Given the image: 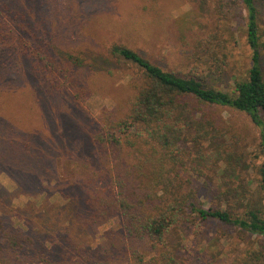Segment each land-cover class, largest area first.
Masks as SVG:
<instances>
[{
    "label": "trees",
    "instance_id": "1",
    "mask_svg": "<svg viewBox=\"0 0 264 264\" xmlns=\"http://www.w3.org/2000/svg\"><path fill=\"white\" fill-rule=\"evenodd\" d=\"M81 1L86 5L79 12L89 17L92 9L88 11L87 6L103 0ZM240 1L247 11L252 63L248 76L237 80L229 92L210 84L198 66L185 74L167 70L121 42L101 53L83 51L81 46L74 50L76 45L71 43L64 49L61 42L70 39H63L60 28L49 22V11L59 21L60 15L70 11L71 0H0V124L10 119L4 109L10 110L25 88L47 123L57 119L65 132V126L74 132L81 127L91 130L98 162L96 168L92 162L80 165L74 179L60 183L58 188L68 203L58 208L59 215L40 210L25 216L11 210L16 215L10 214L8 221L0 216V264H187L188 257L175 244L173 232L193 222L194 214L264 235V204L236 216L235 207L250 196L241 182L232 184L240 179L238 171L244 164L241 156L217 145L221 129L206 110L222 105L247 113L261 128L264 154L260 9L258 0ZM46 3L51 5L43 10ZM228 4V0H216L219 19L227 16ZM215 46H222L219 31L196 39L192 55L197 59L204 53L214 54ZM124 64L139 70L130 80L135 92L129 111L119 116L105 107L93 120V129L87 123L72 122L73 111L83 117L87 112L84 105L92 90L87 70L111 73L113 67ZM12 74L15 81L7 80ZM8 89L15 91L12 98L5 95ZM67 93L71 101L62 108V95ZM70 103L76 104L74 110ZM0 138L4 143L0 161L20 164L32 179L41 173L54 174L58 157L69 161L70 150L41 130L18 132L7 124ZM186 141L191 143L189 151ZM192 153L190 168L197 176H205V169L214 165L216 169L221 162L226 164L219 169L224 185L220 201L231 205L230 209L197 206L195 191L184 188L181 172L187 165L186 154ZM259 175L258 188L264 195V161ZM25 185L36 188L27 183H20L19 188ZM79 188L83 193L77 192ZM13 216L24 224L15 223ZM113 219L119 226L108 229L99 249L90 251L88 245L95 238L85 242L80 235L87 238L92 235L90 227Z\"/></svg>",
    "mask_w": 264,
    "mask_h": 264
},
{
    "label": "rangeland",
    "instance_id": "2",
    "mask_svg": "<svg viewBox=\"0 0 264 264\" xmlns=\"http://www.w3.org/2000/svg\"><path fill=\"white\" fill-rule=\"evenodd\" d=\"M228 2L227 16L219 19L215 10L216 0H103L96 2L94 6H87L88 11L92 9L89 17L81 11L86 4L81 0H71L67 16L60 15L58 21L50 10L49 22L60 28L61 37H65L63 39H70V42H61L64 49L71 43L72 47L76 45L74 50L81 46L83 51L87 49L101 53L112 43L121 42L141 51L167 70L185 74L198 66L199 71L210 79V84L232 92L236 81L248 76L252 49L247 40V11L240 0ZM258 4L264 43V0H258ZM46 5L51 4L46 3L43 10ZM213 31L221 33L222 46H215L214 54L204 53L196 59L192 55L196 39ZM72 36L74 39H71ZM262 52L264 72V46ZM138 71L132 64L113 67L111 73H91L87 70L92 87L84 105L87 112L83 117L73 111L71 121L82 125L87 123L93 129V120L105 107L115 110L119 116H124L129 111V101L135 92L130 80ZM14 75L7 80H13ZM14 94L13 89H8L5 95L12 98ZM67 94L62 95V108L71 101ZM16 98L19 100L10 110L4 109L5 114L11 117L0 124V137L4 136L7 124L18 132L41 130L43 135L58 140L65 151L70 150V155L69 161L57 158L54 174L41 173L40 178L33 179L28 177L29 174L23 173L20 164L0 161V216L8 221L12 217L10 214L16 215L11 210H18L19 214L25 216L40 210L57 216L58 208L68 203V199L58 188L60 183L74 179L80 165L91 166L92 162L93 168L98 167L95 146L90 141L91 130L78 127L79 132H74L72 128L69 130L65 126V132L57 119L52 124L47 123L25 88ZM70 104L74 110L76 104ZM206 110L209 116L217 120L221 129L217 145L220 144L221 149L242 157L244 165L238 171L240 179L232 182L234 185L241 182L250 192L249 199L235 207L236 216L241 217L247 208L264 204V195L258 188L259 167L264 161V154L261 152V128L247 113L229 106L216 105ZM261 114L264 118V110ZM186 142L185 147L189 151L191 143ZM3 146V139L0 138V152ZM193 154H186L187 165L181 172L182 180L185 181L184 188L195 191L193 201L197 206L206 209H230L231 205L220 201V192L224 185L221 183L219 169L226 164L221 162L216 169L215 165L212 169H205V176H197L190 168ZM20 183L35 184L36 188L25 185L24 189H20ZM77 192L83 193V190L79 188ZM12 220L24 224L16 216ZM119 224L117 219H113L105 225H94L89 228L91 236L85 238L82 233L80 237L85 242L89 238H95L88 245V249L98 250L99 244L105 238L104 233ZM173 233L175 244L188 257L187 264H264V235L249 232L234 224L216 218L202 220L194 214L193 222L179 227Z\"/></svg>",
    "mask_w": 264,
    "mask_h": 264
}]
</instances>
